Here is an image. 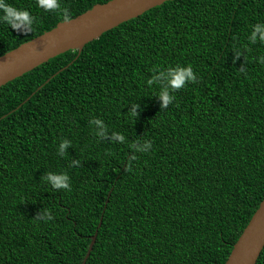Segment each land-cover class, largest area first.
I'll return each instance as SVG.
<instances>
[{"label":"trees","instance_id":"16d2710c","mask_svg":"<svg viewBox=\"0 0 264 264\" xmlns=\"http://www.w3.org/2000/svg\"><path fill=\"white\" fill-rule=\"evenodd\" d=\"M107 1L8 0L34 23H0V56ZM260 22L264 0H168L1 86L0 264H81L102 216L86 264H224L264 198ZM175 64L197 81L162 108Z\"/></svg>","mask_w":264,"mask_h":264},{"label":"water","instance_id":"95a60500","mask_svg":"<svg viewBox=\"0 0 264 264\" xmlns=\"http://www.w3.org/2000/svg\"><path fill=\"white\" fill-rule=\"evenodd\" d=\"M168 0H109L59 22L54 28L0 56V87L69 50H78L104 32L138 17ZM108 200L106 201L105 208ZM98 228L81 264H86L97 239ZM264 249V198L244 228L224 264H256Z\"/></svg>","mask_w":264,"mask_h":264},{"label":"clouds","instance_id":"9594fccd","mask_svg":"<svg viewBox=\"0 0 264 264\" xmlns=\"http://www.w3.org/2000/svg\"><path fill=\"white\" fill-rule=\"evenodd\" d=\"M37 6L44 9L45 11H53L60 9L59 0H36ZM63 13V21L69 22L72 17L67 8L61 9ZM0 23H4L17 31L29 32L32 29L34 23V17L30 14L27 9H21L13 6L8 2V0H0ZM251 35L248 36V41L251 44H255L257 41V33H259V40L264 43V22L256 23L252 26ZM247 49V46H245ZM240 55V52H237V56ZM259 63L264 65V56H260L257 58ZM160 69L159 77H166V83L162 86L159 96L162 99L161 107H166L169 103H171L174 97L171 95L177 89L184 87L186 83H195L197 81V75L194 73L193 67L191 64L182 65L175 64L169 65L166 68H157ZM241 72H244L245 69H240ZM157 79L156 76H153L151 79L147 81L149 85L153 83V81ZM136 115L133 110L131 113V117ZM91 122L93 123H101L100 119H93ZM121 141H123L124 137L119 133L116 134ZM68 143L67 140H64L63 143L60 144L61 151ZM135 152H148L152 148V142L150 140L145 141L144 146L141 148H137L136 144L133 143L130 145ZM133 158H135L133 156ZM44 180L48 182V184L53 189H66L71 190L70 185V177L66 172H52L50 171L45 177ZM36 219L43 220L44 222L52 221L54 219L51 211L44 209L42 214H38Z\"/></svg>","mask_w":264,"mask_h":264}]
</instances>
